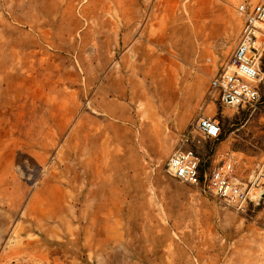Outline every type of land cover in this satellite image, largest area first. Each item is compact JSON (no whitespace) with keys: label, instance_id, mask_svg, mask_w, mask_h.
<instances>
[{"label":"rangeland","instance_id":"1","mask_svg":"<svg viewBox=\"0 0 264 264\" xmlns=\"http://www.w3.org/2000/svg\"><path fill=\"white\" fill-rule=\"evenodd\" d=\"M241 3L264 0H0V264H264V121L208 91ZM98 89L150 126L139 157L107 144L124 131ZM198 117L220 136L185 147L232 159L242 211L164 172Z\"/></svg>","mask_w":264,"mask_h":264},{"label":"built area","instance_id":"2","mask_svg":"<svg viewBox=\"0 0 264 264\" xmlns=\"http://www.w3.org/2000/svg\"><path fill=\"white\" fill-rule=\"evenodd\" d=\"M235 11L241 21L237 43L209 80L208 91L221 107L242 110L264 121V3H241ZM194 132L203 140L217 141L221 130L211 118L194 120L181 136L179 147L165 162V174L202 195L242 211L248 194L235 175L234 162L225 155L215 164L201 167L194 153L185 147Z\"/></svg>","mask_w":264,"mask_h":264},{"label":"crops","instance_id":"3","mask_svg":"<svg viewBox=\"0 0 264 264\" xmlns=\"http://www.w3.org/2000/svg\"><path fill=\"white\" fill-rule=\"evenodd\" d=\"M124 33L127 34V32ZM128 52L130 53V55H127ZM138 52H139V43L137 41H134L130 43L128 49L122 53V55L118 59L119 61L117 62H120L122 60L124 63H126L128 61V58L131 57L132 60H130L129 62L130 63L133 62L136 63V65H138L140 62V56ZM166 64L169 65L170 62L168 61ZM101 91L102 90L98 89L95 90L92 94L91 106L94 109V112L92 113H95L97 116H101L104 119H108L112 122H120L123 125L122 129L124 131L123 137H117L112 139L109 138V140H107V144L112 146H121V147L123 146L125 147V149L131 152L130 155H132L133 158L139 157L138 150H140V148L142 147L147 146L148 144L153 143L152 138L147 135V131L150 128V126L147 123H141V124L139 123L138 121L139 114L135 112L133 108H130V111L128 112L127 110L125 112L115 110L116 107H118L117 103L121 101L119 97L116 99L108 98V100L106 101V106L104 105L101 106L100 101L96 98V97H100ZM112 103L115 104L114 110L109 108ZM131 103L132 105L136 104L135 101ZM84 117H87V115H85ZM79 118L74 123L72 129H78ZM114 154H117V152L115 151ZM115 158L116 157H114V159ZM136 160H139V158H136Z\"/></svg>","mask_w":264,"mask_h":264}]
</instances>
